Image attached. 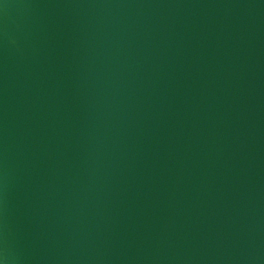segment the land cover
I'll return each instance as SVG.
<instances>
[{"label": "water", "instance_id": "1", "mask_svg": "<svg viewBox=\"0 0 264 264\" xmlns=\"http://www.w3.org/2000/svg\"><path fill=\"white\" fill-rule=\"evenodd\" d=\"M0 264H264V0H0Z\"/></svg>", "mask_w": 264, "mask_h": 264}]
</instances>
